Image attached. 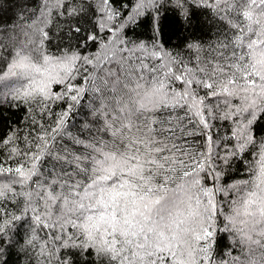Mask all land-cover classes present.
Returning a JSON list of instances; mask_svg holds the SVG:
<instances>
[{
    "label": "snow or ice",
    "instance_id": "6c2138e0",
    "mask_svg": "<svg viewBox=\"0 0 264 264\" xmlns=\"http://www.w3.org/2000/svg\"><path fill=\"white\" fill-rule=\"evenodd\" d=\"M21 105L0 252L24 229L30 264H264V0H36L0 30V124Z\"/></svg>",
    "mask_w": 264,
    "mask_h": 264
},
{
    "label": "trees",
    "instance_id": "16d2710c",
    "mask_svg": "<svg viewBox=\"0 0 264 264\" xmlns=\"http://www.w3.org/2000/svg\"><path fill=\"white\" fill-rule=\"evenodd\" d=\"M35 6L36 0H0V30H11L21 24L24 19L31 15ZM196 21L199 23L194 30L195 36L207 39L211 35V32L214 31V25L211 24L210 18L198 13ZM161 27L164 39L169 42V46L177 45L183 38H190L193 34V30L184 31L180 28L175 21L172 11H169L167 16L163 17ZM137 31L141 37L149 35L146 26L139 28ZM26 115L23 105L19 108L6 110L4 113L5 123L0 124V135H4L10 128L24 127ZM245 167L244 163L237 161L234 166L233 175L237 178L243 177L245 175ZM23 232L24 229H21L20 234L15 235V240L20 241V243H15L10 249L5 246V251L0 252V264H5V261H7V264H30L29 255L25 253L22 242Z\"/></svg>",
    "mask_w": 264,
    "mask_h": 264
}]
</instances>
